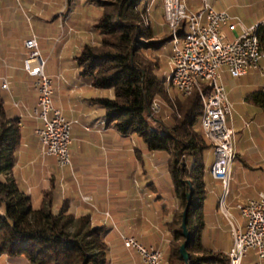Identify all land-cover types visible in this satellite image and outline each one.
Returning <instances> with one entry per match:
<instances>
[{"label": "crops", "instance_id": "obj_1", "mask_svg": "<svg viewBox=\"0 0 264 264\" xmlns=\"http://www.w3.org/2000/svg\"><path fill=\"white\" fill-rule=\"evenodd\" d=\"M202 1L182 0L192 10H199ZM239 1L248 6L247 15L240 13L245 26L264 22V0ZM207 2L216 10H221L215 1ZM102 13L103 6L96 0H0V81L8 82L7 94L4 92L6 111L20 116L22 132L18 159L11 175L18 186L31 195L35 206L40 203L43 190L54 187V210L57 211L62 201L66 200L75 215H89L92 224L104 226L108 230L106 241L111 248H116V245L111 243V235L117 240L121 239L120 234L133 236L146 247L158 248L161 240L156 242L152 239V231L158 230L160 234H164L166 242L165 255L162 254L165 264L164 257L177 241L174 240L175 228L171 217L181 205L172 176L169 187L173 189L175 203L168 212L164 211L168 209L164 207L162 215L155 202L151 201L155 198L154 195L144 183L139 185V189H133L130 184H123L122 176L125 170L122 148L125 138L107 126L104 109L98 103V99L106 95L107 91L102 92L101 89L86 83L76 63L75 58L85 44L97 39L94 25ZM149 14L150 25L153 26V22L158 19L156 17L153 21L152 10ZM224 29V33L230 36L227 29ZM29 30L36 37L39 51L46 61L53 56L52 53L45 52L46 41V45L52 41V45H55L54 51H64L61 57L57 56L56 67L48 65V62H45L44 66V73L56 79L53 106L60 109L67 120L73 122L69 148L71 165L63 168L58 166L53 156L41 153L40 142L34 134L40 122L30 114L36 106L37 92L33 87V79L23 69L27 53L25 41L30 38ZM236 32L239 33V29ZM262 61L264 57L260 61L259 69L242 77H232L226 68L221 69V83L232 104L229 122L235 133V159L226 197L231 215L236 203L264 194V99L250 97L252 93L264 91ZM229 77L235 79V85H229ZM14 102H19V105L15 106ZM210 154L213 155V151ZM135 160L139 167L145 166ZM171 160V153L154 151L150 153L147 167L150 171L151 166L155 170L159 165H163L164 168L159 171L161 175L158 177L161 180L162 175L165 177L170 173L168 161ZM149 171L144 170L151 176ZM146 177L147 175L144 176ZM151 181L153 180L150 178V183L147 184L157 191L156 184ZM206 183L215 188L218 201L223 195L221 183L214 180L209 171L205 175ZM158 196L164 200L162 194ZM205 201L206 197L204 209L207 210ZM217 201L213 207L216 217L222 215L217 211ZM105 212L110 213L116 228H113L111 220L105 217ZM226 242L223 246L220 243L214 245L212 249L228 253L231 248L230 232ZM126 253L132 259V264H141L137 254ZM257 259L256 252L250 250L243 263L256 264ZM125 260L120 258L110 264H128ZM0 262L8 264L9 260L6 256H1Z\"/></svg>", "mask_w": 264, "mask_h": 264}, {"label": "trees", "instance_id": "obj_2", "mask_svg": "<svg viewBox=\"0 0 264 264\" xmlns=\"http://www.w3.org/2000/svg\"><path fill=\"white\" fill-rule=\"evenodd\" d=\"M145 1L102 3L103 13L94 25L98 37L85 44L76 63L86 83L107 91L98 103L104 109L108 127L124 138L138 136L150 152L172 154L168 170L182 207L178 214L180 225L173 230V236L181 243L170 247L164 263L186 264L180 254L185 240L181 221L187 194L192 190L186 224L190 230L193 222L194 229L187 250L201 255L189 254V264H228L227 253L214 251L202 239L205 175L210 169L205 160L213 147L201 128L200 95L197 90L174 99L168 94L166 74H160V63L151 59L147 51L151 48L160 56L171 34L166 37L150 24L144 26L143 16L148 10ZM258 25L257 36L264 52V22ZM157 36V41L145 42ZM4 95L0 87V257L6 256L8 264H110L120 258L132 264L121 239L114 243L115 249L111 248L106 241L108 230L92 224L89 215H75L66 200L55 211L54 187L43 190L40 203L35 206L31 195L18 186L11 172L22 141L20 116L6 111ZM250 97L264 99V91ZM158 98L168 104L166 112H153L152 102ZM171 218L174 225V213Z\"/></svg>", "mask_w": 264, "mask_h": 264}, {"label": "built area", "instance_id": "obj_3", "mask_svg": "<svg viewBox=\"0 0 264 264\" xmlns=\"http://www.w3.org/2000/svg\"><path fill=\"white\" fill-rule=\"evenodd\" d=\"M179 11L192 14L194 32L190 39L180 41L179 47H171L170 57L179 63L180 86L183 89L189 85V77L202 75V78L215 79L217 89L210 96L211 118L207 119V131L204 135L211 143L213 150L218 151V160L213 170V179L222 185H227L226 175L232 168L235 159V133L230 125L229 116L232 104L221 83V69L226 68L232 77H242L260 67L264 52L259 41L254 40V30L259 25L245 26L242 21L224 11L213 8L206 0L202 1L199 10H192L181 0H167L163 9L164 20L168 26L172 20L178 19ZM226 28L230 36L221 31ZM239 29V33L236 30ZM27 50L23 61L24 71L33 79V87L37 92L36 106L31 116L40 124L34 134L41 145V153L53 156L59 167L71 165L70 144L73 122L66 119L60 109L53 106L54 83L53 77L44 73L46 60L42 57L36 37L32 35L25 41ZM2 90H8L7 80L0 81ZM15 106L19 102H14ZM156 112L159 110L153 108ZM202 119V118H201ZM20 124V122H19ZM229 192H225V200ZM242 221L238 222L229 213V207L221 213L230 224L231 248L228 264H242L248 251L254 250L257 255L256 264L264 260V194L248 198L234 205ZM113 222L109 212L104 213ZM126 252L137 254L141 264H163V256H158V248L146 247L133 236L120 234Z\"/></svg>", "mask_w": 264, "mask_h": 264}, {"label": "rangeland", "instance_id": "obj_4", "mask_svg": "<svg viewBox=\"0 0 264 264\" xmlns=\"http://www.w3.org/2000/svg\"><path fill=\"white\" fill-rule=\"evenodd\" d=\"M97 2L99 1L100 4L104 3V2H112L114 0H96ZM182 1V0H181ZM210 2V0H207ZM215 1V3L217 4V6L219 8H221L220 11H224L226 13H228L229 15H231L232 17H235L237 19L241 20V16L240 13L243 15H247L248 14V6L246 4V6L243 5V3H241L239 0H212ZM146 3L148 2V10L146 11V13L143 16V24L144 26H147V24H150V10H152L154 19L157 17L158 21H154L153 22V29L154 30H158L161 31L165 34H167L166 37L169 36V32L170 29L169 27L166 25L164 18V13L163 12V0H146ZM219 10V9H217ZM85 19V18H84ZM23 31H25V29H23ZM222 32H225L224 28H221ZM29 36L31 37V31L29 30ZM158 36L151 39L150 41H145V42H155L158 40ZM47 43V41H46ZM45 43V52L46 53H52V59H50L49 61L47 60L46 62H48V65H53L56 67V63H57V56H62L63 52H60L59 49H55V45H52V41H50V43H48L46 45ZM164 49L162 50V53H160V56H157V52L152 50L151 48L149 49V51H147L148 55H150L151 59L154 60V58H156L155 60L157 62L160 63V74L162 73V75L168 74L170 71L169 68V54H170V50H171V40H167L164 44ZM264 61H262L263 63ZM226 80V79H225ZM227 81L230 82L229 85L233 86L235 85V79L232 80L231 77L227 78ZM227 82V83H228ZM165 85L167 87L168 90V94L171 96L172 99H174L175 97H187V96H183L180 92H178L174 87L172 86H168L166 84V77H165ZM102 92H105V90H101ZM7 94V90L4 91ZM178 92V93H177ZM9 98V97H8ZM10 99V98H9ZM8 100V99H7ZM154 101H157L160 104V108L157 112L154 113H159V112H166L167 109H169L168 104L166 102H164L162 99H156ZM152 108V107H151ZM150 125L152 127H155V123L152 119H149ZM125 141V145L122 148L123 151V157H124V175L122 176V180H123V184L126 186L127 184L131 185L132 188L134 189H139V185H142L143 183L146 185V187L148 189H150L149 191L151 192L152 195H154V199L152 198L151 201L155 202L157 209L160 212V215H162V209L164 207L168 208L164 211L168 212L169 208H171V205H174V194H173V189L171 187H169L170 183V173H167V175L165 177H163V175L161 176V180H159V176L161 175L159 173V171L162 169V167L164 168L163 165H159L157 169L154 170V168L151 166L150 167V171L149 168L147 167L148 163H149V157H150V151L147 150L145 144L143 143V141L141 140V138H139L136 135H132L131 137H125L124 139ZM158 153H165L167 154L168 152L166 151H156ZM139 160L140 165L144 164L145 166H138V163L136 162V160ZM214 161V156L211 155L209 152L206 155V160H205V165L206 167H210L211 164ZM171 161H168V164ZM169 168V165H168ZM144 170L149 171L150 175L152 176H148L149 174L145 173ZM146 178H144V176H146ZM157 176V177H156ZM155 177V178H154ZM150 178L153 180L151 181L152 183L154 182L156 184V190H152L151 186H149L147 183H150ZM3 179V178H2ZM154 179H156L154 181ZM206 187H208V189L206 188V201H205V205L207 210H205V226L203 229V234H202V239L203 242L205 243V245L209 248H213L214 245H218L219 243L223 246L228 238V229H230V224L228 219L224 216V215H220L218 217H216V215L213 213V207L215 206L216 203V194H215V188L212 185H209L208 183H206L205 185ZM162 194L164 197V200H162V198H160L158 195ZM147 195V194H145ZM125 196V194L123 195ZM158 196V197H157ZM221 196L218 198L219 200L217 201L219 203ZM127 199V198H126ZM164 205V206H163ZM146 212H149L148 209H144ZM182 207L180 205V207H178L177 210L174 211L175 214V221H174V228L178 229L179 228V222H180V218L178 216V214L181 212ZM232 215L237 218L239 221H242V218L239 214V212L236 209H232L231 210ZM165 220L163 219V222ZM182 223V221H181ZM194 229V224L193 222L190 224V230L189 232H192ZM152 234L154 236L153 241H160V246H158V248L160 249V251L162 252L163 255H165V250H166V242L164 239V234H160V232L158 230H154L152 231ZM231 235V233H230ZM113 241L112 243H117V240L115 239L114 235H111ZM181 243L180 240H177L174 242L173 246L177 247L179 246ZM219 244V245H220ZM227 244V242H226ZM227 247V246H226ZM222 247L220 246L219 249H221ZM119 249V246H118ZM188 251V250H187ZM191 256H200L201 253H196V252H192L189 251L188 252ZM130 260L132 261V259L130 258ZM138 262L140 261V258L138 259ZM0 264H2V262H0ZM175 264H178L177 262ZM244 264V263H243ZM245 264H248L245 263Z\"/></svg>", "mask_w": 264, "mask_h": 264}, {"label": "bare ground", "instance_id": "obj_5", "mask_svg": "<svg viewBox=\"0 0 264 264\" xmlns=\"http://www.w3.org/2000/svg\"><path fill=\"white\" fill-rule=\"evenodd\" d=\"M167 0H163V9H166ZM171 34V47H179L180 41L190 39L192 37V33L194 32V22L193 16L191 13L187 11H179L178 19L172 20L168 25ZM258 29L254 30V40H258L257 36ZM169 68L170 71L166 74V84L168 86L174 87L178 92H180L183 96L190 95L193 91L197 90L200 95V99L203 105V111L200 119L201 128L203 132L207 131V119L211 118V111H208L207 107H210V96L214 93V90L217 89V82L215 79H207L202 78V75H195V77H189V85L182 91V87L180 86V75L179 74V63L176 62L174 57H169ZM206 87V89H203ZM153 108H160V104L157 101L152 102ZM158 110H156L157 112ZM214 161L210 166L209 172L213 177V170L216 167L218 160V151L213 150ZM231 179V170L226 175L227 185H222L223 195L220 198V201L217 206V211L219 213H223L226 208V200H225V192H227V186L230 184ZM158 256H163L162 252L158 248Z\"/></svg>", "mask_w": 264, "mask_h": 264}, {"label": "water", "instance_id": "obj_6", "mask_svg": "<svg viewBox=\"0 0 264 264\" xmlns=\"http://www.w3.org/2000/svg\"><path fill=\"white\" fill-rule=\"evenodd\" d=\"M191 195H192V190H190V192L187 194L188 202H187V204L183 210L182 223H181L182 234H183L185 240L180 246V254H181V257L186 264H189V253L187 251V245L191 240V234H190V232L187 228V224H186L187 223V213H188V210L191 206V201H190Z\"/></svg>", "mask_w": 264, "mask_h": 264}]
</instances>
